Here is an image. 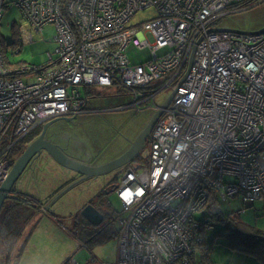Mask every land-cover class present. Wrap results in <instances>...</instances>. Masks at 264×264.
Here are the masks:
<instances>
[{"label":"built area","instance_id":"1","mask_svg":"<svg viewBox=\"0 0 264 264\" xmlns=\"http://www.w3.org/2000/svg\"><path fill=\"white\" fill-rule=\"evenodd\" d=\"M247 1L16 0L30 28L55 26L57 48L45 63L13 66L0 40V188L21 156L10 153L15 143L91 112L84 87L121 91L131 98L121 108L154 112L173 92L151 131L147 164L128 163L114 187L116 264H189L202 225L196 213L211 190L243 205L264 199V32L217 23ZM148 8L152 19L130 24ZM19 41L32 33L21 31ZM131 47L150 58L133 63Z\"/></svg>","mask_w":264,"mask_h":264},{"label":"rangeland","instance_id":"2","mask_svg":"<svg viewBox=\"0 0 264 264\" xmlns=\"http://www.w3.org/2000/svg\"><path fill=\"white\" fill-rule=\"evenodd\" d=\"M15 2L16 0H6L2 11L0 19V38L2 43L7 46L8 42L17 39L18 33L24 30L32 33V41L22 44L20 48L7 46L6 60L13 66L24 64L37 66L47 62L48 56L54 53L57 48V42L54 41L56 35L55 26L47 24L41 32L30 28L28 21L23 18ZM154 15L155 10L153 8L138 11L131 18L130 24L148 21ZM217 23L222 28L245 32L259 31L264 28V0L250 9L230 14L220 19ZM127 55L133 63L144 62L150 58L147 50L133 47L127 50ZM169 93L164 92L160 96L159 103H162ZM123 111H117L112 114L105 113L100 116L101 119L99 121L103 120L104 122H109L113 127H117L112 132L113 135H110L109 132L104 134L111 136L116 144L107 148L108 151L100 158L101 161H107L111 157L118 156L126 151L128 148L126 150L123 149L127 145L130 146L132 140L147 124V122H144V118L132 117ZM88 117L82 115L79 118H57L53 122H49L50 128L54 132V130H58L63 126L69 127V122L71 123L74 120L80 124H86L88 121L86 118ZM142 122L143 125H141ZM83 130L77 131L76 127L65 129L68 134L78 140L75 141L78 143L77 147L79 146L81 150H84V145L89 147L90 150H96V144H99V142V146L103 147L105 141H103L104 135L100 134L103 133L100 129L89 130L91 132ZM138 130L140 131L138 132ZM83 135L86 137L84 138ZM147 139H151L150 136ZM145 144L144 142L139 150L141 157V160L138 161L139 164L148 161L149 146ZM39 163L38 161L36 166L38 169L37 173H31L29 174L30 176L27 175V172L23 173L20 177V183H25L22 190L35 191L37 196L42 198V202L46 204L49 200V198L44 199L46 191L43 193L39 191H43L47 187V182L42 183L41 181V177H43L42 171L44 168L46 169V166L44 163L39 166ZM87 163L89 164V162ZM124 169L118 175L115 173L110 175L103 174L92 180H83L77 188L71 191L69 198L67 197L66 200H62L47 209L51 216H47L46 212L37 211L34 217L30 218L24 225L23 233L16 240L13 253L11 252V256L13 254V262L11 264H63L67 260L71 264H116L118 253L117 236H111L103 243H96L94 240L95 236L92 237L90 235L97 232L99 227L90 224L85 218L80 216L81 209L79 207L82 201L89 198L94 202L95 206L100 207L111 215L114 218L113 223H116L115 216L121 210V203L116 197L113 186L118 183ZM225 179L232 180L229 176H226ZM219 210L224 215L234 213L240 217L248 230L264 232V199L249 205H243L237 197L220 200ZM204 211V209L198 211L196 216L202 217ZM76 213L81 221L80 226L81 223H84L85 228L83 231L80 226L75 227L72 224V219ZM222 227H225L224 224L215 222L211 227L207 228V242H211L213 248L210 253L212 264H264L261 260H256L254 256L247 253L231 252L232 250L226 246L228 239L222 236H215V233ZM223 249L229 250L223 251ZM1 255L3 256V254Z\"/></svg>","mask_w":264,"mask_h":264},{"label":"trees","instance_id":"3","mask_svg":"<svg viewBox=\"0 0 264 264\" xmlns=\"http://www.w3.org/2000/svg\"><path fill=\"white\" fill-rule=\"evenodd\" d=\"M261 1L263 0H248L240 7V10L237 12L250 9ZM5 4H6V0L4 2V7ZM19 33L17 39L7 43L8 47L20 48L22 46V43L19 41ZM7 46H4L1 40V49L4 54V59L7 64L11 65L6 60ZM83 91L86 99L85 108L91 110V112L84 115L89 117L86 118L88 119L86 124L83 123V127H84L82 128V130L84 129L83 131H89V130L93 131L96 129H100L103 132L100 133L102 135L106 134V132L107 133L109 132L110 135H113L112 132H114L115 129H117V127L116 126L113 127L109 122L105 121L106 122L105 123L103 120L99 121L101 119L100 116L105 113L112 114L117 111L124 110V111H129L126 113H128V115L133 117L135 116L134 114L138 113L140 115V118L145 119L144 120L145 123L146 122L148 123L149 119L154 114V111L152 110L138 111L137 109L134 108H121L122 106L127 105L131 101V98L125 95L121 91L113 92L108 88L98 89L93 86H86L83 88ZM141 125H143V122L141 123ZM42 127L43 125L39 126L23 140L15 143L11 148L10 153L14 154L16 157H18L19 154L22 155L26 150L28 144L41 134ZM139 131L140 130H138V132ZM85 134L87 133L85 132ZM83 137L86 136L83 135ZM110 138L111 136L104 135L103 141L105 142L103 146H105V144L113 140L112 138L111 139ZM107 139L109 140L106 142ZM145 143L148 144L149 146L150 139H146ZM128 146L129 145H127V147L123 150H126ZM140 158L141 157L138 154L130 163L139 164L138 161L141 160ZM146 164L147 162H144L143 164L140 165L145 166ZM70 182H72V180ZM67 183L61 185V187H59L58 190L66 186ZM114 187L115 186H113V188ZM219 201H220L219 192L215 190H211L205 205L201 209V210L203 209L205 210L203 212L204 215L202 217L196 216L198 220L202 221V225L199 230L200 232L199 240L193 242V251L190 256L189 264H211L210 253L213 248L211 246V242L210 243L207 242V238H206V233L208 230L207 228L211 227L207 223L209 219H211L212 223L219 222L224 224L225 227H222L218 232H216L215 236H222L224 238H227L228 239V243L226 244L227 248H229L234 252L247 253L251 256H254L256 260H261L264 263V232L253 231L252 229L250 230L246 229L245 228L246 226L243 224L240 217H238L234 213H229L227 215L222 214V212L219 210ZM43 204L44 203L42 201H39L38 199H34L32 196L28 195L27 193H24L20 190L18 191L15 188L12 190V193H10L6 197L0 210V250H2L0 251V264H11V262H13L12 259L13 254L11 256V252L13 253V248L15 246L16 240L22 234L24 225L30 220V218L34 217L37 211L38 212L40 211L42 213L46 212L47 216H51L47 210L45 212L41 211L43 208ZM104 212H105L104 220L106 219V221L105 222L103 221L100 225H98L99 228L97 232H95L94 234L92 233L90 235L92 237L95 236L94 237L95 239L94 238L93 239L95 240L96 243H103L109 237L117 236L118 229L116 223H113L114 218L111 217V215H109L105 210ZM78 216L79 215L75 216L74 220L72 221V224L75 227L80 226L81 221L79 220ZM115 220H116V216H115ZM80 227L82 228L83 231V229L85 228L84 223H81ZM1 254H3V256ZM63 264H71V263L70 261L67 260Z\"/></svg>","mask_w":264,"mask_h":264},{"label":"water","instance_id":"4","mask_svg":"<svg viewBox=\"0 0 264 264\" xmlns=\"http://www.w3.org/2000/svg\"><path fill=\"white\" fill-rule=\"evenodd\" d=\"M214 30H227V29H214ZM264 32V28L259 31L253 33H262ZM251 33V32H248ZM173 96V92L167 97V99L162 103L160 109L154 112L152 117L149 119L148 123L144 126V128L139 132V134L135 137L134 140L130 143L129 148L122 153L117 158L105 162L99 165H87L80 161H77L66 154H64L57 145L52 142L44 139V131L38 136L37 139L32 141L21 155V157L16 161L13 165L8 178L3 183L0 188V210L3 202L6 197L10 194V192L14 189L16 182L19 177L23 173V171L30 167L31 161L34 157L39 156L42 150L46 151L48 155H50L58 164L62 167L70 169L72 171L77 172L78 174L88 176H99L103 174H107L113 171L116 168L124 166L129 162L133 161L136 155L139 154V150L143 146L146 139L150 136L151 131L160 116L162 109L166 108L170 103ZM71 119V118H68ZM49 123L45 124L46 128ZM81 215L85 218L90 224L94 226H98L102 220L103 215L92 205H87L81 210Z\"/></svg>","mask_w":264,"mask_h":264},{"label":"flooded vegetation","instance_id":"5","mask_svg":"<svg viewBox=\"0 0 264 264\" xmlns=\"http://www.w3.org/2000/svg\"><path fill=\"white\" fill-rule=\"evenodd\" d=\"M124 112H129V111H124ZM135 116L134 117H137V118H140V115L137 113V114H134ZM133 117V116H132ZM62 118V117H61ZM71 118H79V116H77V117H71ZM77 128V131L78 130H82V128H84L83 127V123L82 124H80L79 122H75V120L73 121V122H69V127L67 126H63L62 128H59L58 130H54V132H52V130H51V128H50V125L49 126H47L46 128L43 126L42 127V131H41V133L44 131V139H46V140H50V141H53V143H58L59 145H60V147H61V141H66V139L67 138H69V140L68 141H70V137H72L71 136V134H68V132L67 131H65V129H68V128ZM64 132V133H63ZM65 136H67V138H65ZM85 138V137H84ZM73 139H76V138H73ZM73 142H74V145H71V148L69 147L68 148V150H74L73 148L75 147V145L77 146V144L78 143H76V141L75 140H73ZM86 144V143H85ZM100 144V143H99ZM99 144H96V147H95V149L96 150H94V151H92V150H90L89 149V147H87L86 145H84V151L80 154V155H83L84 157H88L89 158V161H87V162H89V164L90 165H99V164H102L103 162L105 163V162H108V161H110V160H113V159H115V158H117L118 156H120V155H118V156H113V157H111L110 159H108L107 161H100V158L108 151V147L110 146V147H112L113 145H115L116 144V142L114 141V140H111L110 142H108L107 144H105V146H103L102 148H101V146H99ZM83 145V144H82ZM62 148V147H61ZM101 148V149H100ZM129 148V147H128ZM66 148L64 147V148H62V150L64 151V152H66V155L67 156H69V157H71V158H74L73 156H71V154H69L70 153V151H68L67 149L65 150ZM97 150H98V152H97ZM97 152V153H96ZM125 152V151H124ZM123 152V153H124ZM35 158H39L38 159V161L40 162L39 163V166L41 165L42 166V164L44 163V165L46 166V169L44 168V170H46L47 172H49V170L51 169L52 170V168H60L61 170H65V168H63L62 166L60 167L59 166V164L50 156V155H48L47 153H46V151H44V150H42L41 151V153L39 154V157H35ZM35 158L32 160L33 161V163H34V160H35ZM37 161V160H36ZM37 161V162H38ZM52 161V163H50ZM37 162H35L34 164L31 162L30 164H31V166L30 167H28V169L26 168L24 171H29V172H31L32 174L33 173H36V171L38 170L37 169ZM130 163V162H129ZM88 164V163H87ZM127 165V164H126ZM126 165H124V166H121V167H119V168H116V169H114L113 171H111V172H109V173H107L106 175H110V174H112V173H115L116 175H118V173L120 172V171H122L123 169H124V167L126 166ZM76 176L78 177V178H76ZM98 176H88V177H86V176H84V175H81V174H75V177L74 178H76V180L74 179V180H72V182H71V184L74 182V184H75V182L77 181V179H79V182L78 183H76V184H81V182L83 181V180H92V179H94V178H97ZM69 184V183H68ZM70 184V185H71ZM70 185H68V186H70ZM67 185H66V187H68ZM63 190L62 189H60V190H57V193H54V196L53 197H56V198H58V195L62 192ZM92 205L94 208H96L100 213H102V215H103V220H102V222L104 221V218H105V212H104V210L103 209H101L100 207H98V206H95L94 205V202L93 201H91L89 198L85 201V202H83L82 204H81V206L79 207V209H83L84 207H86L87 205ZM78 214L76 213V215L75 216H77ZM75 216H74V218H75ZM80 216H82V215H80ZM83 217V216H82ZM74 218L72 219V220H74ZM101 222V223H102ZM100 223V224H101ZM99 224V225H100Z\"/></svg>","mask_w":264,"mask_h":264},{"label":"crops","instance_id":"6","mask_svg":"<svg viewBox=\"0 0 264 264\" xmlns=\"http://www.w3.org/2000/svg\"><path fill=\"white\" fill-rule=\"evenodd\" d=\"M51 122H53V121H51ZM50 125V123L48 124V126ZM69 140V138H67L66 139V141H61L62 143H61V147L62 148H66L67 150H68V148L70 147L71 148V145H74V142H73V137H70V141H68ZM48 141H50V140H48ZM50 142H52L53 143V141H50ZM53 144H55V145H57L58 147H59V149L64 153V154H66V152H64L63 150H62V148L60 147V145L58 144V143H53ZM65 149V150H66ZM74 150H68V151H70V153L69 154H71V156H73L74 158L73 159H75V160H77V161H81V162H83V163H85V164H87V161H89V158L86 156V157H84L83 155H80L83 151L81 150V148H79V146L77 147L76 145H75V147L73 148ZM92 151H94V150H92ZM72 152H74V153H72ZM95 152V151H94ZM97 153V152H96ZM37 157H39V156H37ZM35 158V157H34ZM38 159L39 158H35V160H34V163L35 162H37L38 161ZM37 160V161H36ZM40 160V159H39ZM32 163H33V161H31ZM33 163V164H34ZM50 163H52V161L50 162ZM104 163V162H103ZM102 163V164H103ZM87 165H89V164H87ZM30 166H31V164H30ZM59 166L61 167V165L59 164ZM64 168V167H63ZM28 169V168H27ZM25 172H27V175H29V174H31V172H29V171H23V173H25ZM45 172H47L46 170H43L42 171V176L43 177H41V181H42V183H45V182H47V187L43 190V191H41V190H39L40 192H44V191H46V195L44 196V199L46 200V199H48L49 198V200L47 201V203L46 204H43V208H42V211H46L47 209H49V207H53V205H55V204H58V203H60L62 200H66L67 199V197L69 198V196H70V194H71V191L72 190H74L75 188H77L80 184H76V183H78L79 182V179H77V181L75 182V184H74V182L71 184V179L72 180H76V178H78L77 176H76V178H74L75 177V174H77V172H75V171H72V170H70V169H67V168H65V170H61L60 168H52V170L50 169L49 170V172H47V173H45ZM22 173V174H23ZM36 173H37V171H36ZM35 173V174H36ZM22 174H21V176H22ZM20 176V177H21ZM30 176V175H29ZM37 176V175H36ZM20 177H19V179H18V183L16 182V184H15V189L16 190H20V191H22V192H24V193H27L28 195H30V196H32L34 199H38L39 201H42L41 199V197H39V196H37V193L35 192V191H27V190H22V187H24V185H25V183H20V181H21V179H20ZM67 182H70L69 184L67 183ZM65 183H67L66 185L68 186V185H70V186H68V187H66V186H64L63 188H62V192L58 195V198H56V197H53L54 196V193H57V190H58V188L59 187H61V185H63V184H65ZM33 184V183H32ZM21 185V186H20ZM43 185V184H42ZM41 185V186H42ZM33 186H34V184H33ZM10 193H12V191L10 192ZM41 193V194H42ZM86 201V199L84 200V201H82L81 203H83V202H85ZM48 211V210H47ZM22 233H23V230H22ZM21 236V235H20ZM227 250H229V249H223V251H227ZM231 252H233V251H231ZM210 258H211V255H210ZM212 264V263H211Z\"/></svg>","mask_w":264,"mask_h":264}]
</instances>
